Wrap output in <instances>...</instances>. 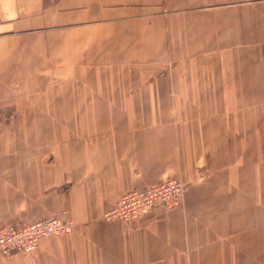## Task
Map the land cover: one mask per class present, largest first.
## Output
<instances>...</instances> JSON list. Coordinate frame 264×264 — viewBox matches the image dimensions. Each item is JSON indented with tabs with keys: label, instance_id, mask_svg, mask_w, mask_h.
Returning a JSON list of instances; mask_svg holds the SVG:
<instances>
[{
	"label": "crops",
	"instance_id": "0c3cea01",
	"mask_svg": "<svg viewBox=\"0 0 264 264\" xmlns=\"http://www.w3.org/2000/svg\"><path fill=\"white\" fill-rule=\"evenodd\" d=\"M170 177L179 206L103 218ZM62 211L0 264H264V0H0V225Z\"/></svg>",
	"mask_w": 264,
	"mask_h": 264
},
{
	"label": "built area",
	"instance_id": "2783aa9c",
	"mask_svg": "<svg viewBox=\"0 0 264 264\" xmlns=\"http://www.w3.org/2000/svg\"><path fill=\"white\" fill-rule=\"evenodd\" d=\"M185 191L182 181L173 177L156 185L132 189L119 196L115 204L104 212L103 218L124 223L136 222L157 207L170 209L179 206ZM73 228L74 222L65 211L25 224L0 225V256L32 254L42 239L69 235Z\"/></svg>",
	"mask_w": 264,
	"mask_h": 264
},
{
	"label": "rangeland",
	"instance_id": "374dc122",
	"mask_svg": "<svg viewBox=\"0 0 264 264\" xmlns=\"http://www.w3.org/2000/svg\"><path fill=\"white\" fill-rule=\"evenodd\" d=\"M89 43V41H88ZM74 57L76 58H80V59H86L88 62H90L91 60H93V56L94 54L98 53L96 51H81V52H74ZM114 53H119V55L122 53V52H114ZM126 53V52H125ZM73 54V52H72ZM111 52H103V61H110V57H111ZM118 55V57H116L118 63H125L123 61H121V57ZM125 66V65H124ZM62 80L63 78H44V80L42 82H40L39 84L41 85V89H45L46 87H49L50 89H54V90H58V89H62ZM172 178V177H170ZM173 178H176V177H173ZM179 179V178H178ZM180 180V179H179ZM182 181V180H181ZM182 183L185 185L186 187V190H187V186L186 184L182 181ZM186 193V191H185Z\"/></svg>",
	"mask_w": 264,
	"mask_h": 264
}]
</instances>
